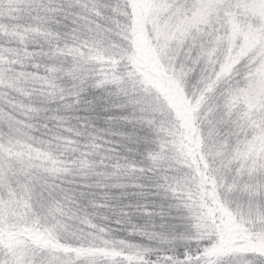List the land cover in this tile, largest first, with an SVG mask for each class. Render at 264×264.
<instances>
[{
    "label": "snow or ice",
    "instance_id": "6c2138e0",
    "mask_svg": "<svg viewBox=\"0 0 264 264\" xmlns=\"http://www.w3.org/2000/svg\"><path fill=\"white\" fill-rule=\"evenodd\" d=\"M0 264H264V0H0Z\"/></svg>",
    "mask_w": 264,
    "mask_h": 264
}]
</instances>
